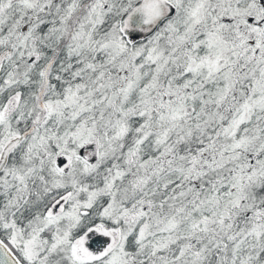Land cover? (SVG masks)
Instances as JSON below:
<instances>
[{"label": "snow or ice", "instance_id": "obj_1", "mask_svg": "<svg viewBox=\"0 0 264 264\" xmlns=\"http://www.w3.org/2000/svg\"><path fill=\"white\" fill-rule=\"evenodd\" d=\"M0 264H264V0H0Z\"/></svg>", "mask_w": 264, "mask_h": 264}]
</instances>
